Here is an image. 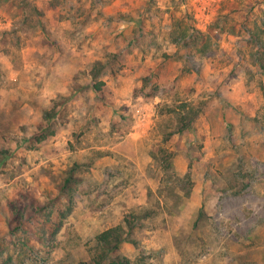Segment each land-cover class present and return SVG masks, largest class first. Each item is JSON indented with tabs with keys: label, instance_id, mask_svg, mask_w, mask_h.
<instances>
[{
	"label": "rangeland",
	"instance_id": "rangeland-1",
	"mask_svg": "<svg viewBox=\"0 0 264 264\" xmlns=\"http://www.w3.org/2000/svg\"><path fill=\"white\" fill-rule=\"evenodd\" d=\"M261 43L264 0H0L12 264L91 263L127 219L138 244L117 253L133 264H264ZM75 163L55 237L58 208L12 235L8 202L59 195Z\"/></svg>",
	"mask_w": 264,
	"mask_h": 264
},
{
	"label": "trees",
	"instance_id": "trees-1",
	"mask_svg": "<svg viewBox=\"0 0 264 264\" xmlns=\"http://www.w3.org/2000/svg\"><path fill=\"white\" fill-rule=\"evenodd\" d=\"M52 7H55V5L53 4ZM258 49L257 61L264 68V43H261ZM94 87L97 90L100 89L97 84ZM81 166L82 164L80 163H75L71 166L67 170V174L62 182L57 185V190L60 194L45 202H39L27 192H21L16 199L10 200L8 202L9 215L7 217V225L10 233L16 235L20 231L25 230L26 223L32 222L40 216L51 215L53 210L58 208L60 220L55 222L54 229L50 233L52 238L55 237L63 226L65 217L72 211L75 201V191L80 181L77 173ZM60 195L64 197L67 204H65V210L56 206L61 198ZM49 219H51V216ZM133 228L134 224L127 219L124 224H119L99 232L95 237L94 252L91 258L92 262L81 261L79 264H133L129 258L117 253L121 244L124 242L138 244L137 240L131 237ZM6 241L7 238L0 232V264H12L14 259L11 252H5L7 250ZM20 263H25L24 258L20 259Z\"/></svg>",
	"mask_w": 264,
	"mask_h": 264
}]
</instances>
